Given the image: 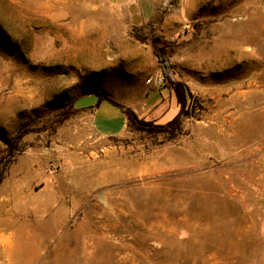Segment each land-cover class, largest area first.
<instances>
[{
  "label": "rangeland",
  "instance_id": "1",
  "mask_svg": "<svg viewBox=\"0 0 264 264\" xmlns=\"http://www.w3.org/2000/svg\"><path fill=\"white\" fill-rule=\"evenodd\" d=\"M0 264H264V0H0Z\"/></svg>",
  "mask_w": 264,
  "mask_h": 264
},
{
  "label": "trees",
  "instance_id": "2",
  "mask_svg": "<svg viewBox=\"0 0 264 264\" xmlns=\"http://www.w3.org/2000/svg\"><path fill=\"white\" fill-rule=\"evenodd\" d=\"M155 57L159 63L160 73H161V89L168 90L173 96L175 103L178 107V112L176 116L169 121L166 125H153V123L144 120V118H140L137 114L127 108H123L114 104L113 102L99 98V102L107 101L113 106L117 107L121 112V115L125 118L127 125L132 129L140 132L146 133H173V131L179 129L180 127V119L182 115L185 113L188 100L191 98L188 93L186 87L177 82L172 78L170 73V68L165 60V53L163 50H157L154 52Z\"/></svg>",
  "mask_w": 264,
  "mask_h": 264
},
{
  "label": "crops",
  "instance_id": "3",
  "mask_svg": "<svg viewBox=\"0 0 264 264\" xmlns=\"http://www.w3.org/2000/svg\"><path fill=\"white\" fill-rule=\"evenodd\" d=\"M156 101L152 103L155 104ZM92 110V123L94 124L97 131L106 136L111 135H118L123 131V128L126 124L125 118L119 114V115H112L110 119H113L112 121H107V119H102L99 117V107H92L90 108ZM114 123V125L109 126V124Z\"/></svg>",
  "mask_w": 264,
  "mask_h": 264
},
{
  "label": "built area",
  "instance_id": "4",
  "mask_svg": "<svg viewBox=\"0 0 264 264\" xmlns=\"http://www.w3.org/2000/svg\"><path fill=\"white\" fill-rule=\"evenodd\" d=\"M161 83H162V82H161V77H160V80H159V82H158L159 86H160Z\"/></svg>",
  "mask_w": 264,
  "mask_h": 264
}]
</instances>
